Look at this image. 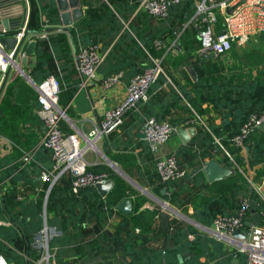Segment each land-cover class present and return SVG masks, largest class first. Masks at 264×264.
Returning a JSON list of instances; mask_svg holds the SVG:
<instances>
[{"label": "crops", "instance_id": "crops-1", "mask_svg": "<svg viewBox=\"0 0 264 264\" xmlns=\"http://www.w3.org/2000/svg\"><path fill=\"white\" fill-rule=\"evenodd\" d=\"M140 1L79 0L81 15L69 25V32L56 31L45 35L51 38L64 36L72 59L65 60L62 56L58 58L48 39L44 43V54L49 62V75L55 76L61 84L59 104L66 113V119L61 125L67 133H88L102 119L105 109L117 105L125 97L130 79L152 65L154 59H158L163 71L170 75L164 83L160 81L152 83L147 100L141 101L137 109L126 112L122 123L99 141L94 149L88 150L85 158L89 170L106 171L109 175V171L112 170L117 176L124 178L130 192L138 191L140 198H136L132 193L126 197L132 202V214L136 203L140 206L135 212L138 213L143 210L158 209L163 201L179 212L180 217L172 216L166 231H163L162 227L161 230L170 231L171 222L174 219L178 220L180 223L177 228L183 230V237L175 244L179 248L183 246L185 248L175 254V260L162 256L159 263L155 262L156 258L148 257L150 253H154V248L166 245L163 237H158L150 245L147 234L142 233L140 237L133 239L132 247L127 250L119 240H114L115 235L119 233L118 224L123 216H127L117 210V204L121 200L113 204L106 202V198L100 195L102 198L99 199H102L104 203L95 209L92 207L93 201L88 198H63L64 201L48 198L54 185L69 184L70 186L71 178L69 174H64L55 182H52V178L42 179L41 171L49 169L52 165L51 152L46 148L38 147L28 161L22 159L23 154L37 145L43 130L36 113L38 108L36 82L30 76V71L36 65L34 45L32 55L26 59L25 55H18L15 60L16 65H12L3 77L0 76V161L4 164V159L12 158L8 164L0 168V172L16 167L10 175L5 177L0 188V193L7 196V208L4 207L3 200L0 198V226L13 227L14 223L10 214L15 215L21 205L26 212L36 209L43 228L47 227L50 231L52 229L61 231L60 235L51 236V238L61 236L65 238L64 245L60 247V252H65V254L60 255L58 263L54 257L49 264H138L141 261H143L142 264H190L194 256H197L198 264H225L223 255L218 251L226 252L225 256L229 255L226 244L218 240L222 243V246L218 247V244L213 241L216 239L208 238L211 235L205 231L206 226L192 216L191 203L193 202L190 198H186L184 202L187 211H181L164 199L165 195L170 194V189L157 187L151 176L156 174L159 176L158 159L161 155L174 154L185 165L187 172L192 174L202 171L208 184L211 183L203 171V166L208 159L201 158L200 148L193 145L190 151L191 159L188 161H185L181 149L197 135L198 126L207 131L210 140L213 137L228 139V134L232 133V130L224 125V121L233 120L235 107L232 105L235 103L224 105L223 102L217 100L216 103L219 102L217 106L213 101L202 98L194 84L204 79L206 73L203 65L208 63L213 64V68L217 69L223 80L228 81L230 76L233 84L254 78L256 74L264 71V67L259 64L251 66L246 63L247 65H242L240 68L237 63H234L236 58L231 56L230 52L217 58L212 55L203 56L197 52L199 38L196 5L202 0H180V3L175 4L167 16L160 20L153 19L145 11L139 9ZM48 7L55 8V13L51 12L53 18L56 19L54 25L48 24L42 14V9ZM106 10L112 13H107ZM28 16L29 20L31 16L30 28L36 29L39 34H28L24 49L30 43L28 40L35 41L46 26L61 25L56 0H29V6L28 3L25 5L24 22ZM87 22L91 26L87 25L85 28L84 24ZM171 28L175 30L173 34L169 32ZM215 28L222 29L219 14ZM160 32L165 34L163 40L167 44L166 47L147 46L153 35ZM86 34L94 37L104 58L97 68L95 78L83 80L76 69L74 53L80 46H83L81 42L84 41L81 37ZM175 39L181 44V50H177L173 45ZM159 50H163L161 56L157 55ZM238 59L248 61L249 57L242 54ZM190 60L196 62V67L191 65ZM113 74H119L118 81L111 88H104L101 84L102 80ZM28 77L31 78V82ZM173 79L179 83L184 93L173 83ZM209 88L212 90L213 86L209 85ZM186 96L202 99V102L197 108L188 102ZM147 117H159L161 121L170 122L189 119L186 122L189 125L185 124L179 128H190V141L183 143L177 133L179 128L176 127V132L160 148L159 152L152 154L147 142L141 136L142 125ZM196 122L198 126L193 125ZM214 142L211 141V144ZM241 153L245 155L247 149L242 148ZM212 159L221 166L228 167L224 164L226 161L224 157L215 154ZM260 167H263V164L248 168L247 174L256 180L259 190L257 195L262 201L264 200V175H258ZM228 168L231 169V173L224 179L234 174V168ZM114 184L113 180V186ZM6 190L7 193H5ZM144 190L152 195L147 196ZM195 190L197 194L203 192L199 187ZM57 216L58 221L63 219L65 230L55 227ZM100 219H102L101 223L98 222ZM69 220H76V222L69 224ZM246 220L252 222L249 217ZM239 231L244 232L245 228ZM155 234V231L149 233L152 236H156ZM19 236L20 238L17 237L10 241L0 238V247L4 251L0 253L6 260L13 253L23 257L25 264H35L39 257L30 258L28 254L30 243L23 233ZM186 241L189 242L188 246ZM173 244L174 241L171 240L169 245L173 247ZM31 249L34 248L31 247ZM235 258L239 260L238 264H245L241 257ZM8 262L15 264L13 261Z\"/></svg>", "mask_w": 264, "mask_h": 264}, {"label": "built area", "instance_id": "built-area-1", "mask_svg": "<svg viewBox=\"0 0 264 264\" xmlns=\"http://www.w3.org/2000/svg\"><path fill=\"white\" fill-rule=\"evenodd\" d=\"M176 2L178 0H141L139 9L155 19H161L168 14L170 6ZM196 14L198 15L199 38L197 52L203 56L212 55L214 58L223 56L230 52L234 42L247 41L252 36L264 34V0H202L196 5ZM218 14L221 16V30L215 28ZM28 19L29 16L23 23V27L27 25ZM45 35L42 33L40 37L43 38ZM22 36L23 32L17 36V43ZM26 39L18 51L16 48L7 50L0 42V76L3 77L12 65H16L15 60L18 55H24ZM28 41L31 42L33 39ZM166 45L163 39L154 40L156 48H163ZM173 45L177 50H181V44L177 39L173 41ZM103 58L104 54L99 51L97 44L80 46L74 53V60L81 78L83 80L95 78L97 68ZM161 73L164 71L160 62L158 59H154L152 65L144 68L130 79L126 95L121 102L105 109L99 123L86 134L67 133L62 129L61 124L66 119V113L59 104L61 84L55 76L49 75L39 84H35L38 104L36 113L42 123V134L37 145L23 154L22 159L30 160L38 147L50 150L52 165L49 169L41 171L42 179L52 178V182H55L64 174H69L70 188L73 193H77L86 186L105 183L110 179L109 173L89 170L85 158L86 152L94 149L99 141L117 128L122 123L126 112L137 109L138 102L147 99L148 89ZM28 78L31 82V78ZM118 79L119 74H113L105 77L101 84L104 88H111ZM263 122V113L252 114L242 125L240 131L231 139L232 143L236 147L242 148L249 133ZM176 130L177 128L168 121H158L154 117L145 118L142 125L144 139L152 154H157ZM213 139L222 147L218 138L213 137ZM224 152L228 159L241 170L242 168L235 162L233 155L225 149ZM158 172L161 181L179 179L185 173L180 169L174 154H164L159 157ZM245 177L253 190L258 193L256 182L252 181L248 174H245ZM249 200H243L233 215L216 216L211 225L205 228V231L216 240L226 244L231 257L235 258L242 254L245 264H264V226L252 224L250 227H245L244 238L233 235L235 230H241L245 226L246 213L250 206ZM262 203L264 208V200ZM157 210L156 217L160 216L162 211L170 212L173 217H180L179 213L172 212L173 209L166 202H161ZM134 230L139 232L138 227ZM56 232L58 235L61 234V231ZM51 236V231L44 227L32 237L30 246L40 252L35 264H49L53 260L54 252L48 246ZM0 264L13 263L8 262L0 253Z\"/></svg>", "mask_w": 264, "mask_h": 264}, {"label": "trees", "instance_id": "trees-1", "mask_svg": "<svg viewBox=\"0 0 264 264\" xmlns=\"http://www.w3.org/2000/svg\"><path fill=\"white\" fill-rule=\"evenodd\" d=\"M179 3L180 0H178V2L176 3H173L169 8L168 13L175 4ZM51 12L55 13L54 7L42 9V14L45 17L46 22L50 25H54L56 24V19L53 18ZM106 12L112 13L110 10H106ZM149 16L151 15L149 14ZM152 18L155 19L154 17ZM30 20L28 23L29 28ZM87 25L91 26V24L87 22L84 24V27L86 28ZM30 29L37 31L33 28ZM172 30V28L169 30L171 34H173V32L175 31ZM164 35L165 34H162L161 32L159 34H154L151 38L150 44L147 46H151V48H154V40L163 39ZM81 38V40L84 41L81 42V45H83L84 47L91 44H97L94 37L90 36L89 34H86L84 36L82 35ZM47 39L50 41V46L58 58L62 56V58H64L65 60L72 59L67 40L64 36H60L57 38H51L49 37V35L43 38L37 37L35 39L36 65L30 71V76L32 80L36 82V84H39L50 74L49 62L46 55L44 54V43L47 42ZM162 53L163 50H159L157 55L159 54L161 56ZM190 63L191 65L196 67V62H192L190 60ZM213 67V64L209 63L203 65V70L206 73V76L204 77V79L197 81L194 84V87L197 88L202 98L211 100L214 102V104L217 102V100H219V102H223L224 105L235 103L234 105H232L233 107H235L233 120H228V122L224 121V125L228 126L232 130V133L228 134V139H219V141L222 147L231 155H233L235 162L242 169L239 170L238 167H236L233 162L228 159L224 152V149L218 143L214 142L213 138L210 140V136L207 131L204 128L198 126V123L196 122L193 125L198 126L197 135L185 147L181 149V152L184 153L185 161L191 159L190 151L193 145H197L200 148V156L202 159L207 158L208 160H211L215 154H218L226 159V161H224V164L226 166L234 168V174L227 179L211 182L208 184L202 171H198L197 173L192 174L190 172H187L185 170V165L176 156L180 169L185 171L184 175L181 178L161 181L158 174L151 177H153V182L155 183V185H157V187H168V189H170V194L165 195L164 199L169 201L172 205H174L181 211H187V206H184V202L186 198H190L191 202L194 203H191L193 208L192 216L195 217L203 226L209 227L212 221L218 215L235 214L240 206V203L246 199H254L256 201L255 206H249V209L246 213V218L249 217L254 225H264L263 203L245 177V174H247L248 172V168L260 164H263V167L259 168L258 175H264V129L256 127L245 138L242 147L247 148V153L245 155L241 153L242 148L236 147L231 141V139L240 131L242 125L252 114H264V71L259 72L252 79L248 78L246 80L233 84L231 83L230 76L228 77V81L223 80L222 75L217 71V69H214ZM165 73L166 72H164V74H159L155 82H166L168 79L167 77H170V75ZM173 83L180 89L182 93H184L177 81L173 79ZM209 85L213 86L212 90H210ZM151 87L152 86H150V88L148 89L147 97L150 94ZM178 97L179 96L177 95V99ZM186 98L192 106L194 105L197 108L202 102V99H193L189 96H186ZM140 102L141 101H139L138 104ZM219 102L216 103L217 106ZM154 118L158 121L162 120L159 117ZM188 120L189 119H184L181 122H170L168 120L166 121H168L172 126L179 128L185 125ZM186 125L189 124L187 123ZM211 141H213L214 143L211 144ZM11 159L12 158L4 159V164H2L0 161V168L3 165L8 164ZM15 168L16 167L0 172V188L2 187V183L5 177L10 175L13 170H15ZM109 172L110 177L114 180L115 184L112 187L111 191L107 194V196L104 197L106 198V202L114 204L117 200H122L123 198L128 197L130 193L135 194L136 198L141 197L140 194L136 191L130 192L128 190L127 183L124 180L120 179L112 170H110ZM198 187L203 190L201 194H197L195 190ZM5 193H7V190L5 191ZM0 198H2L3 200L4 207L7 208V196L0 193ZM48 198H50V200L60 199L61 201H64L63 198H88L89 200L91 199L93 201L92 207L95 209L102 206L104 203L102 199H99L102 197L100 196L95 186H86L84 188H81L77 193H73L69 184H67L66 186L54 185L49 192ZM198 198L199 200H197ZM139 207L140 206L136 203L134 213L123 216L121 222L117 227V231L119 233L115 235L114 240H119V242H121L127 250L129 247H132L133 239L140 237L142 233L147 234L150 245H152V243H154V241H156L158 237H163L164 241H166V245L154 248V253H150V257H147L156 258L155 262L158 263L160 262L162 256H165L167 259L175 260V254L185 248L184 246L179 248L175 244V242L177 243V241H179L183 237V230L177 228L180 222L174 219V221H172L170 224L171 230L163 232L159 223L160 216L156 217L158 210H143L135 213L139 209ZM56 211L57 214H59V211ZM10 217L12 218V221L14 223L13 227L3 228L2 226H0V238L3 240L10 241L17 237L20 238L19 234L23 233V235L27 238V241L30 243L35 233L43 228L40 217L38 216V211L36 209L26 212L23 205H21L18 211L15 212V215L11 213ZM57 219L58 216L55 220V227L61 230H65L66 227L63 219L60 221H58ZM74 222H76V220L70 221L69 224H73ZM98 222L101 223L102 219L98 220ZM135 227L139 228V233L135 232ZM245 227L246 226H244V228ZM153 231L156 232V236L149 235V233ZM204 235L207 234L204 233ZM208 238L213 240L212 236H208ZM64 240L65 238L61 236L53 237L48 242V246L54 252V257L57 263L59 262L60 255L65 254V252H60V247L64 245ZM171 240H173L175 244V246L173 244V247L169 245ZM213 241L218 244V247L222 246V243H220L218 240ZM186 245L188 246L189 242L186 241ZM0 251H2L1 253H4L2 247H0ZM218 253H221L223 255L225 264L230 263V260L232 258L230 255L225 256L226 252L224 251H218ZM28 254L32 259L38 258L40 255L39 251L37 252V250L31 249V247L29 248ZM238 256L242 258L243 262H245L243 255ZM7 260L13 261L15 264H25V260L23 257L15 255L13 253H11V255L7 257ZM142 263L143 261L138 262V264ZM190 264H198L197 256H194Z\"/></svg>", "mask_w": 264, "mask_h": 264}, {"label": "water", "instance_id": "water-1", "mask_svg": "<svg viewBox=\"0 0 264 264\" xmlns=\"http://www.w3.org/2000/svg\"><path fill=\"white\" fill-rule=\"evenodd\" d=\"M56 2L59 8L61 25L46 26L42 31L44 34H49L56 31L69 32V25L73 21H76L81 15L79 0H67V3L66 0H56ZM26 3H28L29 6V0H0V42L7 50L16 48V51H18L28 34H39V32L30 29L28 25L23 27ZM21 32H23V36L17 43V36ZM34 45L35 41H31L25 48V59L26 57L33 54ZM258 128L264 129V123L260 124ZM177 133L183 143L190 141V128H179ZM141 136L144 138V133H142ZM203 171L206 174L207 179L211 182L221 181L231 173L230 168L221 166L214 159L208 160L206 162V164L203 166ZM95 187L100 195L105 197L113 187V180L108 179L105 183H97ZM249 203L251 205H255L256 201L254 199L249 200ZM132 209V202L127 198L121 200L117 204V210L123 215H129L132 212ZM172 212L179 213L176 210H172ZM171 217L172 214L170 212L162 211L160 213V223L163 231H166ZM244 225L246 227H250L252 222L250 220H245ZM233 235L235 237L244 238L245 232L235 230ZM238 263L239 260L237 258H233L230 262V264Z\"/></svg>", "mask_w": 264, "mask_h": 264}, {"label": "rangeland", "instance_id": "rangeland-1", "mask_svg": "<svg viewBox=\"0 0 264 264\" xmlns=\"http://www.w3.org/2000/svg\"><path fill=\"white\" fill-rule=\"evenodd\" d=\"M229 54L236 58L234 60V63H237L240 68L242 65H247V64H250L251 66H255L256 64H259L262 67H264V34L255 35V36L249 38L247 41H236V42H234L232 49L230 50ZM242 54H244L245 56L247 55V57H249V59H248L249 63L245 59H242V60L238 59ZM256 54H257V56H256ZM118 177L120 179L124 180V178L122 176L118 175ZM251 180L254 182L256 181V180H254V178H251ZM129 185H132V184H129ZM132 189H134V188H132ZM140 189L143 190L142 188H140ZM136 192H138V191H136ZM143 192L147 196L152 195L149 191L144 190Z\"/></svg>", "mask_w": 264, "mask_h": 264}, {"label": "clouds", "instance_id": "clouds-1", "mask_svg": "<svg viewBox=\"0 0 264 264\" xmlns=\"http://www.w3.org/2000/svg\"><path fill=\"white\" fill-rule=\"evenodd\" d=\"M51 235H52V236H56V235H58V233L56 232L55 229H52V231H51Z\"/></svg>", "mask_w": 264, "mask_h": 264}]
</instances>
